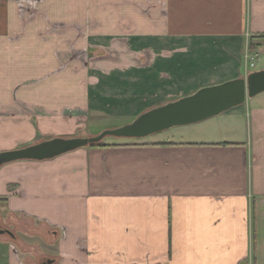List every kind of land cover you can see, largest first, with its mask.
<instances>
[{
	"label": "crops",
	"instance_id": "obj_1",
	"mask_svg": "<svg viewBox=\"0 0 264 264\" xmlns=\"http://www.w3.org/2000/svg\"><path fill=\"white\" fill-rule=\"evenodd\" d=\"M20 4L0 0V151L67 135L73 123L59 100L66 90L78 98L76 116L92 104L88 84L75 89L81 75L67 71L57 54L64 26L46 32L44 13L26 20L30 13L25 17ZM167 5V24L142 36L153 39L152 74L110 75L121 96L133 86L141 112L256 71V53L245 48L264 44L257 37L264 34V0ZM45 14L66 13L61 5ZM166 31L170 43L158 37ZM19 60L40 76L17 85L16 73L3 70ZM113 62L129 68L122 58ZM258 65L264 69V60ZM153 88L173 98L155 105L160 95H144ZM33 96H40L37 106L23 103ZM255 96L163 138L0 165V264H264V98Z\"/></svg>",
	"mask_w": 264,
	"mask_h": 264
},
{
	"label": "rangeland",
	"instance_id": "obj_2",
	"mask_svg": "<svg viewBox=\"0 0 264 264\" xmlns=\"http://www.w3.org/2000/svg\"><path fill=\"white\" fill-rule=\"evenodd\" d=\"M21 3V10H25L24 16L26 17L30 13L26 20H33L43 13L45 16L46 10L51 11L54 8L58 10L61 5L64 6L66 13L64 16H51L50 14L48 17L43 16L44 19L46 18L45 23L49 27L45 31H55L57 26H64L63 30H59L60 34H58L59 36H64V47L63 51L57 54H59L60 61L64 64L63 66L67 71L75 75H81L82 82H78L76 78L74 79L75 89H85L87 84L90 89L89 98L92 104L88 108L86 106V110L81 113V115L83 114L82 116H76V111L78 112L79 109L73 106L72 102L78 100L74 94L66 90L63 99H59L64 104L66 122L69 125L73 123L72 126H67L68 128L65 132L68 134H63L62 137H89L106 129H115L129 124L142 113L140 111L142 109L137 108V105H135L137 102L136 96L130 94L132 93L130 89L133 86L128 87V96H121L120 86L111 82L113 80H111L110 75H114V73L152 74L153 39H149L150 37L142 38V36L143 34L147 35L144 31L152 27L167 24V0H21ZM77 6L79 11H76L74 15L70 13L72 12V7ZM171 34L170 31H166L158 34V37L165 43H170L168 38ZM38 36L41 38L46 36V34H41L40 32ZM144 42L146 43L143 47ZM245 49L248 55L256 53L255 58L252 60L254 66L250 67V70L259 69L258 64L264 60V44L260 45L256 52L248 49L247 46ZM121 58L125 61V65L129 67L128 69L123 67V69H119V66L113 64L115 63L113 61ZM22 63L23 61L19 60L16 63V67H10L9 71L3 70V73L7 76L16 73L12 77L17 85L21 84V78H23L22 82L24 80L31 81V79L41 74L35 67L31 70L28 66H22ZM133 75L130 76L133 77ZM81 78L79 81H81ZM183 79L188 81L189 77L184 76ZM89 80H93V82L89 83ZM31 87L33 86L31 85ZM149 91L144 94L146 96L145 99L153 94L161 97L157 101L158 103L155 102V105L162 104L165 99L173 98L172 95L165 97L162 89L153 88ZM189 91L191 90L184 91L183 96L191 94ZM171 92L175 91L172 90ZM254 98H264V91L259 93V95L257 94ZM28 99L23 101L27 106H37V103L40 102V96H33ZM249 99L247 98V100ZM17 103L24 105L21 100H18ZM150 106L145 105V108ZM28 117L32 118V122H35V114ZM75 119L77 120L75 121ZM186 125L189 124L172 126L142 137H124L108 134L103 136L101 141L103 143H119L138 138H163L165 135L160 133ZM33 139H42V137L37 134ZM246 260L249 259L247 258ZM22 263L24 262L22 261ZM246 264L250 263L247 261Z\"/></svg>",
	"mask_w": 264,
	"mask_h": 264
},
{
	"label": "water",
	"instance_id": "obj_3",
	"mask_svg": "<svg viewBox=\"0 0 264 264\" xmlns=\"http://www.w3.org/2000/svg\"><path fill=\"white\" fill-rule=\"evenodd\" d=\"M264 91V69L221 83L198 88L193 93L152 107L131 123L106 129L95 136H55L25 147L0 151V165L22 159L42 160L100 141L105 135L142 137L163 129L194 123L241 104L246 97ZM43 264H51L47 260Z\"/></svg>",
	"mask_w": 264,
	"mask_h": 264
},
{
	"label": "trees",
	"instance_id": "obj_4",
	"mask_svg": "<svg viewBox=\"0 0 264 264\" xmlns=\"http://www.w3.org/2000/svg\"><path fill=\"white\" fill-rule=\"evenodd\" d=\"M257 37L263 38L264 39V34L258 35ZM251 38H253V36H251ZM255 45L258 46L257 44H253L252 42L249 43V49L250 50H255ZM89 146H105V144L100 140L98 142L89 144Z\"/></svg>",
	"mask_w": 264,
	"mask_h": 264
}]
</instances>
